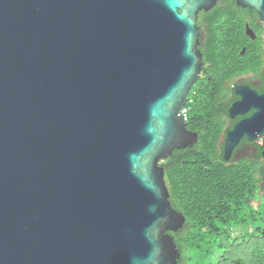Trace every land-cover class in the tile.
<instances>
[{
	"label": "water",
	"instance_id": "1",
	"mask_svg": "<svg viewBox=\"0 0 264 264\" xmlns=\"http://www.w3.org/2000/svg\"><path fill=\"white\" fill-rule=\"evenodd\" d=\"M217 4L0 0V264H180L161 163L198 142L181 110ZM235 94L226 161L264 137V92Z\"/></svg>",
	"mask_w": 264,
	"mask_h": 264
},
{
	"label": "trees",
	"instance_id": "2",
	"mask_svg": "<svg viewBox=\"0 0 264 264\" xmlns=\"http://www.w3.org/2000/svg\"><path fill=\"white\" fill-rule=\"evenodd\" d=\"M217 1L214 9L199 14L204 67L186 105L188 130L198 134V142L161 163L172 206L186 218L184 227L170 234L181 253L180 264H189L191 257L214 260L211 264H264V143H257L264 137L255 142L253 157L224 158L236 87L243 81L264 92V47L246 35V25L256 28L261 19L234 0ZM262 32L261 27L258 36ZM252 80L259 82L250 84ZM240 229L243 237L234 238Z\"/></svg>",
	"mask_w": 264,
	"mask_h": 264
},
{
	"label": "flooded vegetation",
	"instance_id": "3",
	"mask_svg": "<svg viewBox=\"0 0 264 264\" xmlns=\"http://www.w3.org/2000/svg\"><path fill=\"white\" fill-rule=\"evenodd\" d=\"M261 24V25H260ZM249 27H250V29L253 31V35H247L248 36V38H249V40L251 41V42H255V43H257V42H259L260 40H261V42H262V44H263V47H264V22L263 21H261L260 23L259 22H255V26H256V28H254V27H251L249 24H247ZM247 25H246V28H247ZM263 25V26H262ZM261 27L263 28V32H262V36H258V34H257V32H259V30L261 29ZM245 49V52H246V48H244ZM243 49V50H244ZM202 73H203V70H202ZM202 73H201V76H202ZM201 76H200V78H201ZM259 82V80H252L251 81V83L250 84H256V83H258ZM240 85L239 86H244V85H247V84H245L243 81H240ZM239 86H237V87H239ZM248 86H250V87H252L251 85H248ZM236 87V88H237ZM239 99V98H238ZM252 114V112L251 113H249L248 115H246V116H244V117H249L250 115ZM244 117H237L235 120H231V122H234V124L233 123H229L228 125H227V129L228 128H232L233 129V127L240 121V120H242ZM189 122V121H188ZM188 122H187V124H188ZM187 127H188V125H187ZM232 129H230V130H232ZM229 130V131H230ZM228 131V132H229ZM248 148H251V149H253V152L255 151H257V148H256V146H255V142H251V144L250 145H245V146H241V144L235 149V151H234V153H233V157H232V159L233 160H235V159H237L238 158V156L240 155V154H242V153H244V151H245V149L246 150H248Z\"/></svg>",
	"mask_w": 264,
	"mask_h": 264
},
{
	"label": "rangeland",
	"instance_id": "4",
	"mask_svg": "<svg viewBox=\"0 0 264 264\" xmlns=\"http://www.w3.org/2000/svg\"><path fill=\"white\" fill-rule=\"evenodd\" d=\"M257 143L259 145H262L264 143V140L263 139H260L259 141H257ZM255 154V151L253 152V149L251 148H248V150L245 149L244 153L240 154L238 156L237 159H235V161H239V160H242L244 158H249V157H253ZM243 233V234H242ZM244 230L243 229H240V230H237L235 231V233H233V237L234 238H242L243 235H244ZM235 253L237 254L236 255V258H238L239 256V251L238 249H234ZM246 251V248L244 250V252ZM249 252V251H248ZM244 255H246V253H244ZM191 261H189V264H194V263H198V264H211L212 262L211 261H214V260H211V259H207V258H201V259H197V258H194V257H191ZM188 264V263H187Z\"/></svg>",
	"mask_w": 264,
	"mask_h": 264
},
{
	"label": "built area",
	"instance_id": "5",
	"mask_svg": "<svg viewBox=\"0 0 264 264\" xmlns=\"http://www.w3.org/2000/svg\"><path fill=\"white\" fill-rule=\"evenodd\" d=\"M181 115L184 121L187 123L189 121V109L186 106L181 110Z\"/></svg>",
	"mask_w": 264,
	"mask_h": 264
}]
</instances>
